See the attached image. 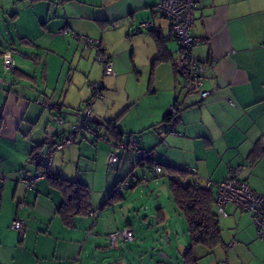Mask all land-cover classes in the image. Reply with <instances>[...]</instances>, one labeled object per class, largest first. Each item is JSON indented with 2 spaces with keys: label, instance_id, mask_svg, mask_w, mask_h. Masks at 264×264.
<instances>
[{
  "label": "crops",
  "instance_id": "obj_1",
  "mask_svg": "<svg viewBox=\"0 0 264 264\" xmlns=\"http://www.w3.org/2000/svg\"><path fill=\"white\" fill-rule=\"evenodd\" d=\"M157 1L0 0V14L13 26L8 32L25 49L18 51L11 41L0 47L1 66L2 52L16 50V67L9 69L13 81L0 78V264H183L189 246L185 217L175 204L173 221L164 205L152 202L144 186L148 173L169 178V168H177L189 180L210 181L216 212L215 184L232 168L264 195V0L197 3L191 34L195 57L209 67L205 98L182 88L175 65L179 43L169 20L155 13ZM143 20L152 24L138 30ZM65 26L98 39L115 73L104 74L95 48L84 47L75 35H60ZM98 82L101 95L93 99L91 120L103 139L89 134L56 150L54 175L28 186L20 172H41L48 149L67 133L77 118L73 110ZM174 102L183 103L179 116L166 119ZM58 109L64 112L62 124L55 118ZM132 135L150 161L124 146ZM60 178L88 187L84 211L65 217L58 210L65 199ZM125 178L132 183L117 190ZM226 211L218 214L222 243L210 252L195 245L197 263L264 264V239L250 216L231 203ZM140 214L145 215L140 224L152 215L157 225L151 231L134 227ZM15 218L24 220V233L11 227ZM162 225L176 250L168 260L157 256ZM124 226L134 238L120 243L129 245L104 249L106 236Z\"/></svg>",
  "mask_w": 264,
  "mask_h": 264
},
{
  "label": "built area",
  "instance_id": "obj_2",
  "mask_svg": "<svg viewBox=\"0 0 264 264\" xmlns=\"http://www.w3.org/2000/svg\"><path fill=\"white\" fill-rule=\"evenodd\" d=\"M199 1L200 0H158L154 6V11L159 16L169 20L171 30L179 43V52L175 65L181 72L182 88L185 94H198L200 98H205L208 94V90L204 85L209 67L207 62L199 61L195 57L193 53L195 39L191 34L194 10ZM151 24V20H143L138 25V30H143ZM58 33L60 35H75L83 41L84 47L95 48L97 59L102 64L104 74L115 73L112 61L101 54L100 48L98 47V39L77 35L66 26L60 28ZM14 52H16V50L13 47H9L2 52V65L4 70L14 68ZM100 89L101 83L90 85L92 98L89 101H85L80 108L74 111L75 116L77 117L76 122L72 123L68 132L48 149L44 160V167L41 172L37 174L20 172L19 179L25 181L28 186H33L37 179L46 176H53L52 161L56 150H62L78 141V139L85 138L89 134L95 136L98 134L99 130L97 126H94L91 123V115L93 99L101 95ZM48 106L52 107V104L49 103ZM182 107L183 103L179 104L177 102L169 107V113L173 119H176L179 116ZM55 118L58 123L62 124L64 121V112L61 111V109H58ZM170 128H173V124ZM101 138L103 139L102 136ZM127 141L128 143H124L125 147L135 150L139 155V158L145 162L150 161V155L144 150L138 148L136 135L129 136ZM121 147L123 148V143H121ZM114 158L113 153H109L108 162L112 163ZM154 170L155 172H159L161 168L156 166ZM239 174V168H232L228 177L215 184L217 213L226 216V205L230 203L235 205L250 216L255 225L257 235L264 239V195L253 191L245 181H241V179H239ZM2 181L3 178L0 176V183ZM129 181V178H125L118 182L116 189L120 191L123 190L125 187L129 186ZM210 185L211 182L207 181L206 186ZM96 213V211H91V215H96ZM11 227L20 233L25 232V222L20 218H15L11 222ZM107 237L109 245L115 246L120 241L133 240L134 235L130 226H124L109 233Z\"/></svg>",
  "mask_w": 264,
  "mask_h": 264
},
{
  "label": "trees",
  "instance_id": "obj_3",
  "mask_svg": "<svg viewBox=\"0 0 264 264\" xmlns=\"http://www.w3.org/2000/svg\"><path fill=\"white\" fill-rule=\"evenodd\" d=\"M91 98L92 96L86 101H89ZM78 108L74 109L73 112ZM169 116L171 115L168 112L166 119ZM91 123L97 126L99 131L96 137L101 139L100 127L95 125L92 120ZM31 158H34V153H31ZM169 173V189L175 204L185 217L189 236V246L182 254V261L183 264H198V258L192 251L195 245H203L210 252L222 243L221 231L218 224L219 215L214 208V194L211 187L203 185L199 181L189 180L187 173L181 169L169 168ZM59 182L61 188L64 189L65 199L58 210L65 217L69 215V212L76 213L84 211L90 199L88 187L81 182L63 178H60ZM131 183L132 181L130 180L129 185Z\"/></svg>",
  "mask_w": 264,
  "mask_h": 264
},
{
  "label": "rangeland",
  "instance_id": "obj_4",
  "mask_svg": "<svg viewBox=\"0 0 264 264\" xmlns=\"http://www.w3.org/2000/svg\"><path fill=\"white\" fill-rule=\"evenodd\" d=\"M8 31L13 32V26H12L11 20L7 16L4 17L3 15L0 14V47L4 46L6 41H8L9 43L11 41V43H13L15 45V47L18 49V51H25L23 46H21L20 42L15 37H13ZM68 63H69V59L67 58V64ZM67 64H66V66H67ZM61 65L62 64L58 61V63L56 64V68L59 70ZM66 70H67V68L64 69L63 71H66ZM11 73L12 72L10 70L9 71L4 70V68H2V66L0 65V78L1 79H4L9 83L12 82L14 79V76ZM19 81H20L21 85H28L29 86V83L27 80L20 79ZM59 85H61V84H59ZM147 175L149 176L147 178V182L149 184L147 185V182H144V186H145V190L147 192V195L151 196L150 198H151L152 202H154L155 204L158 203L159 205H164L166 208V212L169 215V217L172 218L173 221H177V217H176L175 212H174L177 207L175 206V203L172 199V195H171V192L169 189V178L167 177V175H163V174H160L158 176H153V175L150 176V173H148ZM152 190L154 191V194L152 193ZM158 191L160 193V196L156 197V195L158 194ZM154 207H156V206H153V210H154ZM140 215L142 218L136 219L137 223L134 224L133 222H131L134 227H138L140 229H145V230L151 231L152 228L157 225L155 216H152V215H151V217L150 216L147 217L149 223H146L143 225L140 224V221H143V219L145 217L144 214H140ZM146 215H149V213ZM134 216H135V214H134ZM161 228H162L161 233L163 235V239L160 242V248L161 249H160V252L157 253V256L159 259L168 260L169 256L172 255L171 253H173L176 250H175V247H173V245H172V248H173L172 249L171 245L167 244L166 237L164 236V234H166L165 230H164V226L162 225ZM102 243H103V244H101L102 247H104V249H106V250H110V249L115 248V247L109 246L107 238H106V240H103ZM126 245H129V244H123V242H121V243L119 242L117 244V247L123 248ZM134 245L137 246L136 242H134Z\"/></svg>",
  "mask_w": 264,
  "mask_h": 264
}]
</instances>
